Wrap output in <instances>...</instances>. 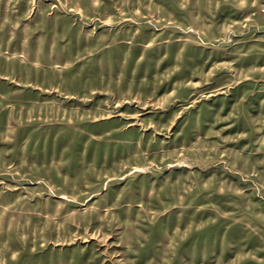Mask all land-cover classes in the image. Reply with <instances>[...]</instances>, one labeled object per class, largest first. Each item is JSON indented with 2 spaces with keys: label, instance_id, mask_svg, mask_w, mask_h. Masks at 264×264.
I'll return each mask as SVG.
<instances>
[{
  "label": "rangeland",
  "instance_id": "374dc122",
  "mask_svg": "<svg viewBox=\"0 0 264 264\" xmlns=\"http://www.w3.org/2000/svg\"><path fill=\"white\" fill-rule=\"evenodd\" d=\"M0 264H264V0H0Z\"/></svg>",
  "mask_w": 264,
  "mask_h": 264
}]
</instances>
